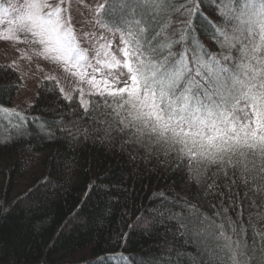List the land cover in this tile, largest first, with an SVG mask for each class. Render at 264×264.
Returning a JSON list of instances; mask_svg holds the SVG:
<instances>
[{
	"label": "snow or ice",
	"instance_id": "1",
	"mask_svg": "<svg viewBox=\"0 0 264 264\" xmlns=\"http://www.w3.org/2000/svg\"><path fill=\"white\" fill-rule=\"evenodd\" d=\"M4 3L0 40L41 49L73 76L85 69L88 91L77 92L93 118L88 137L132 159L143 153L196 186V203L160 193L161 221H175L190 255L117 252L96 264H264V0H78L80 32L66 0ZM109 35L121 55L101 59L93 45Z\"/></svg>",
	"mask_w": 264,
	"mask_h": 264
},
{
	"label": "trees",
	"instance_id": "2",
	"mask_svg": "<svg viewBox=\"0 0 264 264\" xmlns=\"http://www.w3.org/2000/svg\"><path fill=\"white\" fill-rule=\"evenodd\" d=\"M46 78L29 107L13 108L21 77L14 67L0 70V108L9 109L0 111V264H96L117 252L133 260L190 255L189 238L159 214L164 197L196 203V186L143 153L132 159L118 145L88 137L93 118L78 92L66 100L58 81ZM200 211L212 213L206 203Z\"/></svg>",
	"mask_w": 264,
	"mask_h": 264
},
{
	"label": "rangeland",
	"instance_id": "3",
	"mask_svg": "<svg viewBox=\"0 0 264 264\" xmlns=\"http://www.w3.org/2000/svg\"><path fill=\"white\" fill-rule=\"evenodd\" d=\"M66 2L71 5L77 32L86 30L82 28L83 18L86 13H83V9L79 7L78 0H66ZM6 7L7 4L4 3V0H0V8ZM0 16H2V13H0ZM76 20H81V23H76ZM0 33L8 34L4 32V24L2 22H0ZM116 39L118 38H113L109 35L107 41H98L93 45L95 50L101 53V59L110 60L112 55H116L119 58L121 54L116 50ZM77 43L82 49H87L88 47L87 44L79 40V36H77ZM106 43H111L112 47H106ZM105 53H108V55L105 56ZM44 55L41 49L0 40V63L13 65V62H15L13 67L21 77L19 88L13 99V108L25 109L29 107L36 98L37 88L41 80L46 77H55L67 96L72 95L78 88H83L85 92L88 91V85L80 83L85 78L79 74L85 71L84 68L78 69V74L73 76L71 71L65 70L63 64L57 68L52 61H45ZM84 100L87 104L88 97L85 96Z\"/></svg>",
	"mask_w": 264,
	"mask_h": 264
}]
</instances>
